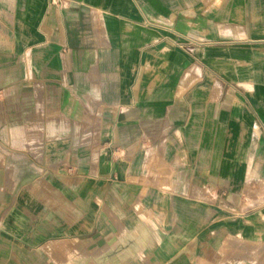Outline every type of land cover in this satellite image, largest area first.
Instances as JSON below:
<instances>
[{
    "label": "crops",
    "instance_id": "obj_1",
    "mask_svg": "<svg viewBox=\"0 0 264 264\" xmlns=\"http://www.w3.org/2000/svg\"><path fill=\"white\" fill-rule=\"evenodd\" d=\"M0 264H264V0H0Z\"/></svg>",
    "mask_w": 264,
    "mask_h": 264
},
{
    "label": "built area",
    "instance_id": "obj_2",
    "mask_svg": "<svg viewBox=\"0 0 264 264\" xmlns=\"http://www.w3.org/2000/svg\"><path fill=\"white\" fill-rule=\"evenodd\" d=\"M53 1V0H52Z\"/></svg>",
    "mask_w": 264,
    "mask_h": 264
}]
</instances>
